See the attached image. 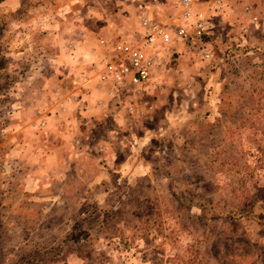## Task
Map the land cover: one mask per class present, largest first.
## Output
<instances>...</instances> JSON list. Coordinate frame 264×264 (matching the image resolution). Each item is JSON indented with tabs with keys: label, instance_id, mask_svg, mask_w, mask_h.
Here are the masks:
<instances>
[{
	"label": "clouds",
	"instance_id": "1",
	"mask_svg": "<svg viewBox=\"0 0 264 264\" xmlns=\"http://www.w3.org/2000/svg\"><path fill=\"white\" fill-rule=\"evenodd\" d=\"M0 264H264V0H0Z\"/></svg>",
	"mask_w": 264,
	"mask_h": 264
}]
</instances>
